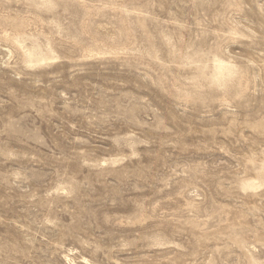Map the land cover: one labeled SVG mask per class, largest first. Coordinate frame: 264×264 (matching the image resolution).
Returning <instances> with one entry per match:
<instances>
[{"label": "rangeland", "instance_id": "1", "mask_svg": "<svg viewBox=\"0 0 264 264\" xmlns=\"http://www.w3.org/2000/svg\"><path fill=\"white\" fill-rule=\"evenodd\" d=\"M0 264H264V0H0Z\"/></svg>", "mask_w": 264, "mask_h": 264}]
</instances>
